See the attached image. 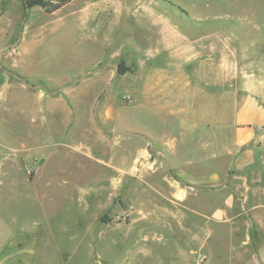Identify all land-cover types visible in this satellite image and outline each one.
I'll use <instances>...</instances> for the list:
<instances>
[{"label": "rangeland", "instance_id": "rangeland-1", "mask_svg": "<svg viewBox=\"0 0 264 264\" xmlns=\"http://www.w3.org/2000/svg\"><path fill=\"white\" fill-rule=\"evenodd\" d=\"M24 2L0 0V250L25 233L34 264H205L192 208L213 201L168 206L148 160L116 162L140 147L129 130L161 118L184 128L170 147L181 159L231 141L242 88H264V0H71L51 14ZM145 86L168 112L131 108Z\"/></svg>", "mask_w": 264, "mask_h": 264}, {"label": "crops", "instance_id": "crops-1", "mask_svg": "<svg viewBox=\"0 0 264 264\" xmlns=\"http://www.w3.org/2000/svg\"><path fill=\"white\" fill-rule=\"evenodd\" d=\"M224 82L229 84L232 94L231 74ZM241 93V101L235 111L233 138L228 142L220 134L217 136L219 140L213 142L212 151L203 157L181 159L179 153H172L170 147H177L174 143L184 138V128L173 124L169 126V122L161 118L162 129L147 133L138 129L129 130L135 134L124 136L139 139L136 145L140 147L127 157L128 163L125 157H121L125 158L124 161H115L121 169L123 166L130 169L131 163L135 167L139 161L148 160L145 166L151 167L152 172H147L149 174L145 177L151 178V181L146 184L158 193V188L151 182L158 175L161 176L160 189L163 192L158 194L168 206H184L189 203L190 197L213 201L210 207L200 203L198 208H192L195 214L203 217L199 222L194 221L196 229L192 232L197 248L202 250L200 258L205 264H264V88L247 81ZM134 96L131 108L135 111L144 109L161 115L168 112L166 108H170L169 102L167 106L163 105V98H159L160 94L153 86L134 91ZM176 112L170 111L171 114ZM230 130H233L232 125ZM164 147L170 153L169 160L159 149ZM159 157L165 172L162 174L157 166ZM220 163H225L226 168H220ZM190 167H193V172L189 171ZM164 210L168 218L180 223L181 219L175 217L171 208ZM169 225L168 222L164 224L166 227ZM239 230L244 234L242 244L230 246L228 241L233 238L234 231ZM16 237L22 242H14L0 250V264H34L36 253L30 250L28 244L37 240V236L24 233ZM218 241L228 245L217 246ZM248 244L251 252L247 250Z\"/></svg>", "mask_w": 264, "mask_h": 264}, {"label": "trees", "instance_id": "trees-1", "mask_svg": "<svg viewBox=\"0 0 264 264\" xmlns=\"http://www.w3.org/2000/svg\"><path fill=\"white\" fill-rule=\"evenodd\" d=\"M71 0H25L24 6L32 8L38 6L42 8L45 12L51 14L68 4ZM119 72L123 70V64L118 65Z\"/></svg>", "mask_w": 264, "mask_h": 264}, {"label": "water", "instance_id": "water-1", "mask_svg": "<svg viewBox=\"0 0 264 264\" xmlns=\"http://www.w3.org/2000/svg\"><path fill=\"white\" fill-rule=\"evenodd\" d=\"M25 11L27 12L28 11V7H25ZM20 41V37H19V39L17 40V41H15L13 44H11V46H15V45H17V43ZM0 68H3V66H2V64H0ZM112 68H113V71H114V73H113V77H115L116 75H117V73H118V65L117 64H114L113 66H112ZM6 72H8V71H6ZM111 83V82H110ZM30 88H33V89H40V88H42L43 86H42V84H37V85H28ZM94 113H95V110H94ZM165 167L168 169V166L167 165H165ZM246 216H247V218L249 219V222L250 223H252L251 222V220H250V218H249V216H248V214H246Z\"/></svg>", "mask_w": 264, "mask_h": 264}]
</instances>
